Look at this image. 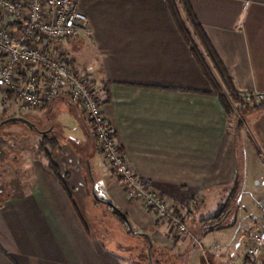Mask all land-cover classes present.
Returning a JSON list of instances; mask_svg holds the SVG:
<instances>
[{"label": "crops", "instance_id": "crops-1", "mask_svg": "<svg viewBox=\"0 0 264 264\" xmlns=\"http://www.w3.org/2000/svg\"><path fill=\"white\" fill-rule=\"evenodd\" d=\"M189 3L234 89L242 96L264 92V0ZM77 6L88 17L80 38L61 41L54 51L67 55L75 72L96 86L115 139L135 171L188 227L190 221L210 228L207 220L232 204L219 205L213 214H195L194 208L232 188L243 174L242 131L246 122L254 124L264 143V107L242 102L245 124L234 129L167 0H77ZM40 111V121L49 122L46 131L26 126L43 136L39 148L48 154L28 164L13 159L16 179L0 189V264H130L136 241L94 197L93 187L136 231L151 237L158 264H182L188 245L201 246L191 227L181 235L129 198L105 161L91 122L68 95ZM247 143L261 157V150ZM235 205L225 213L224 228L231 226L226 220ZM258 228L254 224L250 232ZM247 257H236L233 264H245Z\"/></svg>", "mask_w": 264, "mask_h": 264}, {"label": "built area", "instance_id": "built-area-1", "mask_svg": "<svg viewBox=\"0 0 264 264\" xmlns=\"http://www.w3.org/2000/svg\"><path fill=\"white\" fill-rule=\"evenodd\" d=\"M87 22L77 0H0V95L5 100L10 90L23 108L35 110L68 95L91 122L100 151L129 198L142 202L179 234H188L183 218L135 171L121 151L96 87L75 72L67 55L54 51L61 41L78 40ZM40 73L45 75L44 80ZM242 100L249 106L264 104V92L246 93ZM248 239L250 264H260L264 229L252 230Z\"/></svg>", "mask_w": 264, "mask_h": 264}, {"label": "rangeland", "instance_id": "rangeland-1", "mask_svg": "<svg viewBox=\"0 0 264 264\" xmlns=\"http://www.w3.org/2000/svg\"><path fill=\"white\" fill-rule=\"evenodd\" d=\"M214 73L218 80H220L217 72L215 71ZM220 83L223 85L221 80ZM221 94L225 96V101L229 105L231 124L236 130V127L245 124L243 114L241 115L243 105L236 102L230 96L225 86L221 88ZM3 98L4 96L0 95V121L9 117L23 115L24 118L34 123L38 129L46 131L45 129L49 122L45 120L43 124L40 121V116L44 115L42 111L23 108L19 101L13 100L7 102ZM250 107L253 108V106ZM246 124L247 126L243 129L242 136L246 137L247 150L245 155H243L242 165L240 161V168L244 167L243 174L241 170L239 178L232 188H228L222 194L216 193L214 196L213 194L210 195L209 198L211 200L209 203H206V205L198 204L194 208L195 214H201L202 212L213 214L219 205L224 208L225 206H229V204H232L230 206H234L236 203L233 212L226 220V223L231 226L221 229L197 225V227H193L192 223L188 221L189 228L191 227L196 236L200 238L201 246L188 245L180 260L182 264H233L234 258L245 257L247 255L249 247L248 233H250L254 224L259 228H263L264 226V143L254 133V124L249 122H246ZM35 132L37 131L29 129L22 122L10 123L0 128V162L3 163L4 161L0 167V189L2 187L5 189L8 185L12 184V180L16 179L19 167L13 164V159H15V163H18L20 158V161L28 164L34 158H45L48 154L39 148L40 139L43 136ZM53 135L58 136L57 133ZM247 139L251 141V147L257 146L258 150L256 149V151L261 150L262 158L260 154L255 153V148L253 150L250 149ZM258 145L262 147L259 149ZM65 150L69 153V147ZM7 177L11 180L8 181ZM226 192H228V195L225 196ZM230 210H232V207L229 208L228 214L231 212ZM130 236L136 241L135 246H137V249L133 250L134 252L129 263L150 264L148 243L145 238L136 237L133 234ZM152 256L153 264H158L155 262L153 252Z\"/></svg>", "mask_w": 264, "mask_h": 264}, {"label": "trees", "instance_id": "trees-1", "mask_svg": "<svg viewBox=\"0 0 264 264\" xmlns=\"http://www.w3.org/2000/svg\"><path fill=\"white\" fill-rule=\"evenodd\" d=\"M167 3L169 5L173 20L177 28L179 29L183 39L189 46L195 60L203 71V74L208 79L213 90L215 91V93L218 94L227 112L229 113V105L225 101V96L221 94V88L225 86L229 91L230 96L238 103L243 102L242 95L234 89L232 80L228 72L226 71L225 67L223 66L217 54L215 53L212 45L209 43L207 37L203 33L199 24L197 23L189 0H167ZM55 51L57 52V50ZM215 71L217 72V75L219 76L221 82H223V85L220 83V80H218V78L216 77L214 73ZM13 100L18 101L17 97L13 95L12 91L9 90L7 92L5 101L8 102ZM261 107H264V104H256L253 106L254 109ZM19 116L23 117V115ZM44 136L45 137L43 139H46V135ZM53 140L54 139H52V141ZM229 207H227L226 210H221L216 217L210 218L207 221L213 224L221 223L217 228H224L225 226L223 225V219ZM110 209H112L114 214H116L121 219L126 229L129 230L122 215L118 211L114 210L112 207H110ZM244 263L250 264V258L247 257Z\"/></svg>", "mask_w": 264, "mask_h": 264}, {"label": "water", "instance_id": "water-1", "mask_svg": "<svg viewBox=\"0 0 264 264\" xmlns=\"http://www.w3.org/2000/svg\"><path fill=\"white\" fill-rule=\"evenodd\" d=\"M16 122H22V123H24L25 125H27L29 128L37 129V126H36L34 123H32L31 121H29L28 119H26V118H24V117H22V116L9 117V118H7V119H4V120L0 121V128H1L2 126H4V125L10 124V123H16ZM38 131H39V130H38ZM40 132H41V131H40ZM93 195H94V197H95L98 201H100L101 203H104L105 205L110 206V207H112L114 210L118 211V212L122 215V217H123V219H124V221H125V223H126L128 229H129V231H130L133 235H135V236H139V237H145V238L148 239V242H149L148 256H149L150 263L153 264V257H152L153 241L151 240V237H150L148 234H146V233H142V232H138V231H136V230L134 229L132 223H131V222L129 221V219L127 218V216H126L122 211H120L115 205H113L112 203H110V202H108V201H105V200H101V199H99V197L96 195V192H95V188H94V187H93ZM220 224H221V223H215V224L211 225L210 227H211V228H216V227H218Z\"/></svg>", "mask_w": 264, "mask_h": 264}]
</instances>
